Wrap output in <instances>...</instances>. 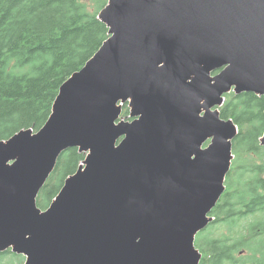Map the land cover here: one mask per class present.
Returning <instances> with one entry per match:
<instances>
[{
  "label": "water",
  "instance_id": "1",
  "mask_svg": "<svg viewBox=\"0 0 264 264\" xmlns=\"http://www.w3.org/2000/svg\"><path fill=\"white\" fill-rule=\"evenodd\" d=\"M99 19L109 38L46 125L0 141V253L200 264L196 237L214 221L239 133L220 108L230 93L264 96V0H109ZM70 149L86 158L42 211Z\"/></svg>",
  "mask_w": 264,
  "mask_h": 264
},
{
  "label": "trees",
  "instance_id": "2",
  "mask_svg": "<svg viewBox=\"0 0 264 264\" xmlns=\"http://www.w3.org/2000/svg\"><path fill=\"white\" fill-rule=\"evenodd\" d=\"M0 0V141L21 131L38 133L52 115L60 88L109 38L99 18L109 0ZM221 118L233 120L238 135L226 191L214 221L197 236L200 264H264V96L226 95ZM130 118V107L122 119ZM86 155L64 152L38 197L47 210ZM23 256L0 253V264Z\"/></svg>",
  "mask_w": 264,
  "mask_h": 264
},
{
  "label": "rangeland",
  "instance_id": "3",
  "mask_svg": "<svg viewBox=\"0 0 264 264\" xmlns=\"http://www.w3.org/2000/svg\"><path fill=\"white\" fill-rule=\"evenodd\" d=\"M88 2H89V4H93V1L92 0H88ZM98 18H99V16H98ZM107 26V25H106ZM109 29V28H108ZM200 234V233H199ZM198 234V235H199ZM197 235V236H198ZM196 242H197V237H196ZM195 242V243H196ZM15 255H17V256H20V255H18V254H15ZM25 261V260H24ZM4 264H17V261H16V259H14L13 257H6V259H5V262H4ZM23 264H25V263H23Z\"/></svg>",
  "mask_w": 264,
  "mask_h": 264
}]
</instances>
